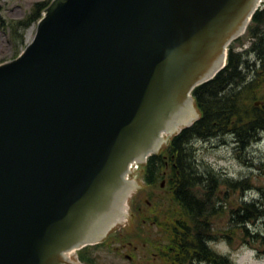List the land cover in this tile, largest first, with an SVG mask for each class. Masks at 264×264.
<instances>
[{"label":"water","instance_id":"1","mask_svg":"<svg viewBox=\"0 0 264 264\" xmlns=\"http://www.w3.org/2000/svg\"><path fill=\"white\" fill-rule=\"evenodd\" d=\"M261 1L49 2L0 62V264H80L109 237L142 186L129 165L200 117L192 90Z\"/></svg>","mask_w":264,"mask_h":264},{"label":"rangeland","instance_id":"2","mask_svg":"<svg viewBox=\"0 0 264 264\" xmlns=\"http://www.w3.org/2000/svg\"><path fill=\"white\" fill-rule=\"evenodd\" d=\"M35 1L0 0V62L13 58L32 39L36 23L26 29L23 41L14 39L6 24L10 19L24 17ZM259 7L264 9V0ZM250 25L254 26L255 22ZM253 40L251 31H245L242 38L232 45L234 51L242 52L243 72L248 74V78L252 74L257 77L254 68L260 62L255 53L246 52ZM256 95L260 100L264 99V82ZM192 142L190 159L193 166L199 173L210 170L220 179L209 191L210 200L205 207L209 209L216 205L221 209L210 220V246L233 258L237 264H264V217L243 224L234 218L233 213L245 201L254 200L264 205V133L245 148H241L231 135L199 138ZM166 145H161L159 151ZM140 169L142 171L137 168L131 174L142 182V186L134 189L128 197V216L114 225L108 238L86 251L92 264H168L167 225L174 218V213H181V208L171 199L168 186L161 185L164 178L148 184L143 178V167ZM204 190L195 188L198 197L206 202ZM72 251L74 259L87 264L79 259L78 250Z\"/></svg>","mask_w":264,"mask_h":264},{"label":"trees","instance_id":"3","mask_svg":"<svg viewBox=\"0 0 264 264\" xmlns=\"http://www.w3.org/2000/svg\"><path fill=\"white\" fill-rule=\"evenodd\" d=\"M50 1L37 0L24 17L7 22L6 28L14 39L24 40L26 29L38 21ZM263 15L264 9H258L251 20L255 25L251 26L250 23L247 28L254 40L246 52L252 51L260 61L254 68L257 77L252 74L248 78V74L243 72L242 52L232 49L233 43L242 38L240 35L229 44L226 65L214 77L195 86L192 91L200 117L192 125L183 127L179 133L174 134L164 149L150 154L144 163L145 182L155 184L166 178L171 199L181 208V213H174V218L167 225L168 264H237L233 258L221 254L209 244V239L212 238L211 217L221 209L216 205L209 209L205 207L210 200L209 191L220 179L210 170L199 173L190 157L194 139L231 135L241 148H245L264 133V99L260 100L256 95L264 82ZM258 100L259 104L256 103ZM167 158L171 169L165 171ZM177 168L182 174L180 179H177ZM196 187L205 189L206 202L198 197ZM233 213L238 222L247 224L264 217V205L257 204L254 200L245 201ZM93 245L88 244L78 249L79 259L87 264L93 263L85 254Z\"/></svg>","mask_w":264,"mask_h":264},{"label":"flooded vegetation","instance_id":"4","mask_svg":"<svg viewBox=\"0 0 264 264\" xmlns=\"http://www.w3.org/2000/svg\"><path fill=\"white\" fill-rule=\"evenodd\" d=\"M165 145H166V143H165ZM168 158H167V164H166V170L165 171H168V170H170L171 168H170V165H169V162H168ZM141 171H142V169H141ZM181 176H182V174H181V172H180V169H178L177 168V179H180L181 178ZM164 183L163 182H161V184L163 183V185L164 186H168V184H167V179L166 178H164ZM178 184H180L179 182H178ZM167 189H169L170 190V188H169V186H168V188ZM140 207V206H139ZM131 257V256H130Z\"/></svg>","mask_w":264,"mask_h":264},{"label":"built area","instance_id":"5","mask_svg":"<svg viewBox=\"0 0 264 264\" xmlns=\"http://www.w3.org/2000/svg\"><path fill=\"white\" fill-rule=\"evenodd\" d=\"M139 163L134 161L132 162V166H131V169H130V173H129V176H131V174L133 173V171H135L137 168H139Z\"/></svg>","mask_w":264,"mask_h":264},{"label":"bare ground","instance_id":"6","mask_svg":"<svg viewBox=\"0 0 264 264\" xmlns=\"http://www.w3.org/2000/svg\"><path fill=\"white\" fill-rule=\"evenodd\" d=\"M123 220H125V219H123ZM121 222H122V221H121ZM73 252H74V251H69L68 253L71 255Z\"/></svg>","mask_w":264,"mask_h":264},{"label":"clouds","instance_id":"7","mask_svg":"<svg viewBox=\"0 0 264 264\" xmlns=\"http://www.w3.org/2000/svg\"><path fill=\"white\" fill-rule=\"evenodd\" d=\"M255 253H253V255H254Z\"/></svg>","mask_w":264,"mask_h":264}]
</instances>
